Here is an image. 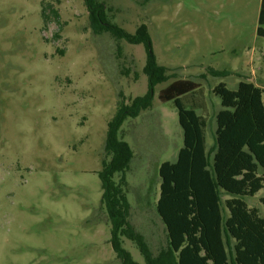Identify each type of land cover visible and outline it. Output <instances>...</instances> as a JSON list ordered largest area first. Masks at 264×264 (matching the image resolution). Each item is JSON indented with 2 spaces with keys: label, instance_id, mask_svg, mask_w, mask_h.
<instances>
[{
  "label": "rangeland",
  "instance_id": "obj_1",
  "mask_svg": "<svg viewBox=\"0 0 264 264\" xmlns=\"http://www.w3.org/2000/svg\"><path fill=\"white\" fill-rule=\"evenodd\" d=\"M98 1L128 33L145 25L157 64L167 68L151 108L121 130L135 154L131 222L157 255L167 247L156 210L159 168L184 146L178 109L160 93L179 79L201 86L188 103L207 118L211 150L221 110L215 87L246 81L264 89L263 0ZM43 4L59 11L60 25H45ZM147 62L144 44L94 34L84 0H0V264H122L98 173L120 96L131 104L149 92ZM245 201L264 217V189ZM123 248L146 264L132 241Z\"/></svg>",
  "mask_w": 264,
  "mask_h": 264
},
{
  "label": "trees",
  "instance_id": "obj_2",
  "mask_svg": "<svg viewBox=\"0 0 264 264\" xmlns=\"http://www.w3.org/2000/svg\"><path fill=\"white\" fill-rule=\"evenodd\" d=\"M84 2L94 34L109 33L133 45L144 44L148 53L145 74L149 92L131 104L120 96L117 113L108 124L103 169L98 173L101 204L120 262L138 264L123 248V240L128 239L139 248L146 264H264V217L245 201L264 189V89L246 81L236 90L225 83L215 87L213 93L221 100V110L211 150L207 146V118L197 113L199 104L188 103L201 86L179 79L160 93L162 103L174 102L178 109L184 146L175 162H164L159 168L156 210L166 228L167 247L155 255L131 222L126 189L135 154L121 130L128 119H137L151 108L156 86L168 80L167 68L157 64L145 25L135 35L130 34L108 20L105 3ZM42 18L46 26L51 22L60 25V13L50 4H43ZM258 35L264 37V0ZM210 73L216 77L229 74L214 69ZM224 195L230 199L224 202Z\"/></svg>",
  "mask_w": 264,
  "mask_h": 264
},
{
  "label": "crops",
  "instance_id": "obj_3",
  "mask_svg": "<svg viewBox=\"0 0 264 264\" xmlns=\"http://www.w3.org/2000/svg\"><path fill=\"white\" fill-rule=\"evenodd\" d=\"M159 197H160V195H159Z\"/></svg>",
  "mask_w": 264,
  "mask_h": 264
}]
</instances>
